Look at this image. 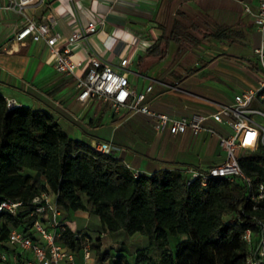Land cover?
<instances>
[{
	"label": "crops",
	"instance_id": "crops-1",
	"mask_svg": "<svg viewBox=\"0 0 264 264\" xmlns=\"http://www.w3.org/2000/svg\"><path fill=\"white\" fill-rule=\"evenodd\" d=\"M259 3L39 0L20 13L7 9V2L0 0V93L20 105L50 113L70 139L111 143L117 158L141 174L179 167L206 170L223 162L225 153L218 136L228 135V128L209 117L205 127L214 133L158 134L154 119L147 115L113 111L96 99L81 102L75 77L55 71V57L44 52L43 40L27 37L19 41L16 35L28 19L38 22L43 18L55 22L54 29L64 41L96 21L98 29L88 37L87 49L75 48L74 58L82 62L76 75H84L89 56L117 68L120 59L127 58L130 87L144 92L152 86L146 104L153 111L173 118L210 116L219 107L232 104L235 95L256 88L264 78L254 54L261 41L253 17ZM220 28L227 29V37L221 40L215 38ZM154 43L157 49L150 52ZM170 52L171 62L166 64ZM256 100L264 99L256 98L251 107ZM90 224L88 221L83 229L94 231ZM15 251L20 261L32 257L29 252ZM76 261L96 264L93 257L84 259L82 252Z\"/></svg>",
	"mask_w": 264,
	"mask_h": 264
},
{
	"label": "trees",
	"instance_id": "trees-1",
	"mask_svg": "<svg viewBox=\"0 0 264 264\" xmlns=\"http://www.w3.org/2000/svg\"><path fill=\"white\" fill-rule=\"evenodd\" d=\"M225 37L226 28L215 34ZM156 49L154 43L150 52ZM93 144L70 139L50 113L9 108L0 93V201L22 203L15 216L0 213V254L11 251L6 240L12 230L36 240L29 231L36 219L32 200L47 192L56 196L62 220L64 213L87 209L96 216V237L67 224L59 239L72 250L89 244L96 264H247L250 248L242 233L251 227L256 237L252 218L262 219L264 212L247 202L244 183L214 178L206 186L188 185L181 167L135 177L115 154ZM239 166L254 182H264V145L241 155ZM103 234L140 235L147 245L132 251L120 241L105 250Z\"/></svg>",
	"mask_w": 264,
	"mask_h": 264
},
{
	"label": "built area",
	"instance_id": "built-area-1",
	"mask_svg": "<svg viewBox=\"0 0 264 264\" xmlns=\"http://www.w3.org/2000/svg\"><path fill=\"white\" fill-rule=\"evenodd\" d=\"M7 9L23 13L26 7L34 5L39 0H5ZM248 12L249 10L246 9ZM254 24L261 35V41L254 50L262 72H264V0H260L256 13L253 14ZM98 24L90 21L81 30L74 31L64 41L55 31V22L50 19L33 21L28 19L16 35L19 41L29 37L32 41L43 40L44 52L55 57L54 69L57 73L75 77V87L78 90L77 99L85 102L90 99L100 100L107 108L118 111L126 109L134 114H144L154 119V130L158 134L169 133L176 136L189 131L193 136L203 131L214 133L205 127L206 120L210 117L215 123L221 124L230 130L228 135H219V146L224 150L225 157L221 164L206 170L188 168L184 170L187 175V184L197 181L201 186L214 178L226 179L230 182L240 180L246 186V199L253 208L264 212V182H254L246 176L239 166V158L243 150H255L260 144L264 145V127L254 119V115L264 116V112L251 107V103L258 97L264 99V78L258 82L254 89L242 91L233 98L230 105H224L210 116L194 114L190 118H173L168 115L153 111L146 104V96L151 92L152 86L144 92H137L130 87L128 68L130 61L122 58L118 68L111 63H103L96 56H89V65L84 75H76L82 62L74 58L75 48L87 49L88 37L97 32ZM102 24V22H100ZM9 108L20 104L14 99L5 98ZM94 149L100 153L111 154L112 146L109 142H96ZM125 166L138 176L139 172L132 170L128 164ZM34 206L33 222L30 232H34L36 240L25 232L12 230L9 232L6 245L12 249L10 264H77L78 252H82L84 259H90L89 244H84L79 250H72L59 242L66 229L67 222L61 219L60 211L56 205V196L51 193L41 192L32 200ZM21 202L9 200L0 201V213L15 216ZM258 228V235L253 236L251 227L245 228L242 240L249 246L250 255L247 264H264V218H252ZM15 250L22 253L29 252L32 257L18 260ZM20 253V254H22ZM9 253L2 252L0 261L9 264Z\"/></svg>",
	"mask_w": 264,
	"mask_h": 264
},
{
	"label": "rangeland",
	"instance_id": "rangeland-1",
	"mask_svg": "<svg viewBox=\"0 0 264 264\" xmlns=\"http://www.w3.org/2000/svg\"><path fill=\"white\" fill-rule=\"evenodd\" d=\"M170 62H171V52L169 58L166 60V64H170ZM252 107L258 109L261 112H264V104H262L258 100H256L255 103H253ZM254 119L257 122H259V125L261 127H264V116L254 115ZM250 153H251L250 151L246 150L243 151L241 155L247 157L250 155ZM87 215L89 216V219ZM62 218L63 220L67 221V224L72 231H84L83 228L84 226H87V222L89 221V223H91L90 224L91 227L94 229L93 232H91V230L89 232L93 234V237H96L98 220L95 215H93L90 211H88V209L86 211H74L70 213H64L62 214ZM83 237L87 239V235L83 234ZM101 239H102V248L105 250L111 247H115L117 244H119L120 241H124L127 247H129L130 250L132 251L136 248H141L147 245L146 239L140 235H136L131 238H128L126 236L124 237V235L112 236L109 234H103L101 236ZM175 243L176 241L172 242L171 249L175 246Z\"/></svg>",
	"mask_w": 264,
	"mask_h": 264
},
{
	"label": "water",
	"instance_id": "water-1",
	"mask_svg": "<svg viewBox=\"0 0 264 264\" xmlns=\"http://www.w3.org/2000/svg\"><path fill=\"white\" fill-rule=\"evenodd\" d=\"M111 154H114L113 152Z\"/></svg>",
	"mask_w": 264,
	"mask_h": 264
}]
</instances>
